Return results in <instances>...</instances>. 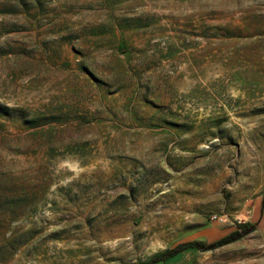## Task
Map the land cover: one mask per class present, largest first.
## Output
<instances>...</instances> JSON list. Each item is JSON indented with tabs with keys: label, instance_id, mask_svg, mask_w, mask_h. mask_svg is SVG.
I'll list each match as a JSON object with an SVG mask.
<instances>
[{
	"label": "rangeland",
	"instance_id": "rangeland-1",
	"mask_svg": "<svg viewBox=\"0 0 264 264\" xmlns=\"http://www.w3.org/2000/svg\"><path fill=\"white\" fill-rule=\"evenodd\" d=\"M263 204L264 0H0V264H264Z\"/></svg>",
	"mask_w": 264,
	"mask_h": 264
},
{
	"label": "trees",
	"instance_id": "trees-1",
	"mask_svg": "<svg viewBox=\"0 0 264 264\" xmlns=\"http://www.w3.org/2000/svg\"><path fill=\"white\" fill-rule=\"evenodd\" d=\"M264 206V204H263ZM264 210V208H263ZM254 225H244L242 228L245 229V234H249L251 232L254 231ZM242 237V233H240V231H235L233 233H231L230 235L216 241L213 242L211 244L208 245H203L200 246L195 242L192 243H188V244H184L181 245L173 250L164 252L160 255H157L150 263H146V264H167L170 261H172L173 259L177 258L178 256H180L182 253L187 252V251H196V250H205V251H209V250H215L217 248H220L222 246L231 244L236 242L237 240H239Z\"/></svg>",
	"mask_w": 264,
	"mask_h": 264
}]
</instances>
